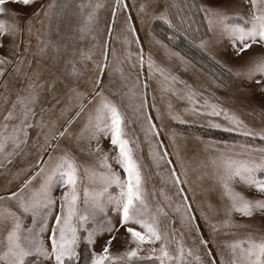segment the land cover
I'll use <instances>...</instances> for the list:
<instances>
[{"label":"rangeland","instance_id":"1","mask_svg":"<svg viewBox=\"0 0 264 264\" xmlns=\"http://www.w3.org/2000/svg\"><path fill=\"white\" fill-rule=\"evenodd\" d=\"M55 2L67 5L58 10L60 15L52 23L51 38L57 43L63 41L69 44L67 51L61 49L59 60L54 59L56 54L51 49L46 55H32L37 52L38 45L43 47L41 41L48 39V21L43 13L48 10V5L53 3V0H35L34 4L27 7L11 2L6 5L10 11L15 10L19 15L21 27L25 26L27 19L32 18L33 34L29 37L25 32L22 38H17L20 52H23L25 43L30 42L31 49L26 54L25 63L19 74L14 71L17 57L9 56L11 37L2 38L5 47L0 48V56H7L13 60V63L4 66L5 73L0 77V126L5 123L3 117L17 96L28 95L29 77L35 78L33 76L35 72L40 73L39 79L36 80L37 85L43 83L44 88L39 90V100L34 106L35 118L29 120L34 126L28 129L27 144H22L20 148L15 149L12 156L6 158V153L13 151V146L9 143L6 152L0 154V196H7L11 192L18 191L25 181L46 166L49 155L55 157L65 150L71 152L78 161L92 164L98 171H105L99 167L98 155H86L79 151L76 137L82 132L84 137L90 135V131L85 129L89 114L94 107L89 104L94 97L92 84L89 81H95L100 76L96 64L107 63L108 66L100 77L101 87L105 97L115 103L126 118L125 131L127 138L133 141L131 147L135 150L136 158L141 164L149 207L155 211L159 206L167 213L166 216L160 217V228L175 237L170 248L175 249L176 241L182 240L185 248L193 251V256H186L188 264H211L212 260H215V264H220L221 253L224 254L225 259L228 257V252L224 249L226 242L245 238L249 232L254 233L253 239L257 241L261 239L264 235V216L259 213L252 218L233 213L234 222L251 227L222 228L214 234L210 233L202 213L208 216L212 223H219L225 219L226 201L221 198V190L214 178L216 169L212 163L213 160H218L221 152L233 154L242 151L240 145L264 148V139H261L259 135L245 137L238 131H224L223 127L229 125L222 115L220 117L194 116L185 112V109L191 108L192 105L186 99L180 98V95L187 90L186 85L190 86L198 94L199 104L196 107L199 108L207 99L209 103L217 104L238 116L253 132H264V86H262L264 76L255 75L252 79H247V72L252 66L253 58L264 54V43L255 44L248 51L237 55L236 49L226 35L221 34L219 27L209 31L206 13L201 10L202 7L226 10L231 17L228 23L244 25V21L252 12L250 0H167L169 4L174 2L178 5V7H169V18L174 28H169L163 21L153 18L155 5L152 0H123V4L127 5L126 8L117 7L116 0H55ZM164 2L165 0H161L160 8L156 9L157 12L162 10ZM81 3L92 6L102 5L96 10L91 32L86 34L81 33L79 28L83 26L87 12L92 11V8H87L82 13L79 8ZM142 5H147L143 12L140 11ZM113 10L116 12L114 23ZM36 11H40V15L32 16ZM128 17H131L130 21ZM0 19L8 20L9 23L13 21L10 15H0ZM40 21L44 23L41 24ZM128 22L135 28V34L128 31ZM245 26L250 27V25ZM164 27L169 28L171 33L164 35L161 32ZM38 36L40 40H37ZM137 37L139 44L136 42ZM201 41H207L206 48L198 47ZM162 45H166L167 48ZM105 46L107 61L103 55ZM239 46L237 44V47ZM140 49L143 50V67L140 66L137 55ZM72 52H75V56L71 55ZM81 52L91 55L92 58L81 60ZM170 52H178L184 59L171 56L168 54ZM149 54L154 62L151 73L148 68ZM68 58L75 59L78 62L77 67L83 72L78 82L73 81L78 90L86 94L83 103L87 107L79 116L76 115L80 111L76 102L73 101L72 105H69V80L62 76L64 60ZM29 62L31 67L28 66ZM157 68H164L167 75L176 77V83L172 87L178 94L163 91V77L156 70ZM54 76L61 77L62 82H57L55 88L49 89L46 82L51 81ZM256 80H260L262 84H257ZM142 100L147 101V106L142 111L152 117L158 136L145 137L143 129L147 127V123L143 115L136 111ZM62 109H64L63 113ZM156 109H159V113ZM170 112L172 115H179L186 123L181 124L173 120ZM16 115H20L19 105ZM209 120L220 123L222 128L210 127ZM42 121L46 125L43 128L39 126ZM69 121H72L70 125ZM18 122V119L7 122L10 125L9 132L11 125ZM65 128H68V133L62 138L59 137L58 133ZM46 133L57 135L58 138L51 141L54 148L57 144L59 145L55 151L53 148H48L44 152L37 150L38 145L44 143ZM99 143L103 152L109 154V163L113 170L119 173L122 179H126L123 169L111 159L116 154V150L110 143V136L101 134ZM86 144V139L81 141V146ZM92 146H96L95 140L92 141ZM153 151L161 154L167 152L165 159L170 160L171 163L160 161L157 167L150 155ZM254 155L259 156L260 153L256 152ZM8 159L12 162L8 163ZM173 169L181 181L179 185L172 178ZM41 179L42 177H37L33 180V185H38ZM257 179L264 180V173H258ZM86 186L88 182L84 180L81 184V194ZM179 188L183 189L182 195L178 193ZM235 188L247 198H264V194L258 192L255 187L246 186L239 181L236 182ZM65 190L58 181L53 185L52 195L56 199V204L44 221L43 229L39 227V222L33 225L30 216L22 217V223L26 229H32L42 238L49 251L50 235L55 228V216L60 213L59 197ZM109 192L117 196L119 188L113 185L109 188ZM182 196L187 197L191 215L196 217L194 223L200 227L199 234L195 230L189 231L181 223L182 214L185 211L183 207L185 201ZM178 205L181 207L180 211H176ZM80 207L83 208L84 205L81 204ZM0 208H8L20 215L15 201L0 202ZM98 226H100L99 230ZM127 227L143 231L139 225L135 224L122 226L120 213L113 205H107L103 213L97 214L94 220H89L83 228H80V243L77 248L79 257L73 261V264H91V254L101 253L113 236L115 239L110 245V253L113 256L135 247L130 242L131 237L126 230ZM88 232L95 233L92 244L87 242ZM5 234L3 230H0V241L4 239ZM201 236L209 242L207 249L200 244ZM150 247L152 246L144 245L141 255H149ZM155 247L158 248L159 244ZM2 250L0 246V251ZM208 250L211 251V256L207 255ZM197 255L200 256V261L195 259ZM30 260L32 264H36V260L40 258H30ZM40 264H53V262L41 260ZM124 264H153V261H125Z\"/></svg>","mask_w":264,"mask_h":264},{"label":"snow or ice","instance_id":"2","mask_svg":"<svg viewBox=\"0 0 264 264\" xmlns=\"http://www.w3.org/2000/svg\"><path fill=\"white\" fill-rule=\"evenodd\" d=\"M10 2L27 7L34 4L35 0H0V15H10L13 17L11 23L8 20L0 19V48L5 47L2 38L5 36L11 37L9 56L17 57L14 71L19 74L25 63L26 54L31 49L30 42L25 43L23 52H20V44L17 43V38H22L25 32L30 37L33 34V23L30 17L27 19L25 26L21 27L19 15L15 10L10 11L6 7ZM152 2L155 5V8H153V18L163 21L169 28H174L175 26L169 18V7H178V5L174 2L169 4L165 0L162 10L157 12L156 9L161 6V0H152ZM250 3L252 12L248 19L244 21V25L228 23L231 17L226 10L203 7L201 9L206 13L209 31H212L214 27H219L221 34L226 35L233 48L236 49L237 55L248 51L255 44L264 43V0H250ZM66 6L64 4H57L53 0V3L48 5V10L44 11V17L48 21V39L41 41L43 47L38 45L37 52L32 53L33 56L46 55L49 49H51L56 54L54 59L59 60L61 58L59 56L61 49L68 50V43L63 41L57 43L51 38L53 20L59 17L60 12L58 10ZM116 6L127 7V5L123 4V0H116ZM100 7H102L101 4L92 6L91 4L81 3L79 5L82 13L85 9L92 8V11L87 12L83 26L79 28L81 33L86 34L91 32V26L96 18V10ZM146 8L147 5H142L140 11L143 12ZM39 15L40 11L32 14V16ZM115 16L116 12L113 10V23L115 22ZM130 20L131 17H128V21ZM40 23L43 24L44 21H40ZM245 25H250V27H246ZM127 29L135 34V28L130 22L127 23ZM169 39H172V37H169ZM37 40H40L39 36ZM136 42L139 44L138 37L136 38ZM157 43L162 42L157 41ZM237 44L240 46L237 47ZM162 46L167 48L166 45ZM198 47L202 49L206 48L207 41H201ZM168 54L177 56L181 60L184 59L178 52H170ZM71 55L75 56V52H72ZM103 55L105 61H107L106 46ZM113 55L115 56V51H113ZM137 55L140 60V66L143 67V50L140 49ZM91 58V55L81 52V60H90ZM11 63H13L12 59H9L7 56H0V77L5 73L4 66ZM77 63L75 59H65L62 76L69 80V105H72L73 101L76 102L80 108V111L76 115L79 116L87 105L83 103L86 94L79 91L76 84L73 83V81L78 82L83 75V72L77 67ZM251 64L252 66L247 72V79H252L255 75L264 76V54L253 58ZM28 66L31 67V62H29ZM107 66V63L96 64V69L100 76L95 81H89L92 84L94 92L93 100H90L89 104L94 107L93 111L89 114L85 129L90 131V135L84 137L82 132L80 136L76 137V145L79 151L86 155H98L99 167L105 169V171H98L94 165L78 161L71 152L65 150L55 157L49 155L46 166L41 168L31 179L25 181L18 191L11 192L7 196H0V202L15 201L20 212V215H17L16 212L8 208H0V230L6 233L4 239L0 241V246L3 248L0 251V264H32L30 258H40V260H36V264H40L41 260L51 261L53 264H73V261L79 257L77 248L80 243V228H83L89 220H94L97 214L103 213L107 205H113L116 211L120 213V224L122 226L135 224L139 225L143 231L127 227L126 230L131 237L130 242L135 247L113 256L110 253V245L112 240L115 239L113 236L109 239L107 246L103 248L101 253L93 252L91 254V264H124L125 261L133 262L138 260H150L153 261V264L157 261L159 264H188L186 256H193L192 249H186L182 240L176 241L175 249L170 248L172 240L175 237L167 231H162L160 228V217L166 216L167 213L159 206L156 207L155 211L149 207L146 200L145 178L141 170V164L136 158L135 150L131 147L133 141L127 138L125 131L126 118L119 107L105 97L104 90L101 87L102 81L100 77H102L104 69ZM148 68L150 73L154 68L151 54H149L148 58ZM156 70L163 77V91H171L173 94H178L175 88L172 87L176 83V77L167 75L164 68H157ZM237 75H241V73H237ZM33 76L35 78L29 77L28 95L17 96L11 108L3 117L5 123L0 126V154L6 152L9 143L13 146V151L7 152L6 158L12 156L15 153V149L20 148L22 144H27L28 129L34 126L29 120L30 118H35L34 106L39 100V90H43L44 84L37 85L36 83V80L40 77L39 72H35ZM57 82H62L61 77L54 76L51 81H47L46 83H48L49 89H52L55 88ZM256 83L262 84L260 80H256ZM145 88H147V84H145ZM96 89L100 90L97 91ZM186 89L180 95V98L186 99L192 107L185 109V112H189L194 116L220 117L222 115L229 125L223 127L224 131H238L245 137L259 135L261 139H264V132H253L244 125V122L238 116L229 113L217 104L209 103L207 99L204 100V103L199 108L196 107L199 104V100H197L198 94L190 86L186 85ZM97 98L99 99L97 100ZM5 102H7V98H5ZM18 105L20 108L19 116L16 115ZM146 106L147 101L142 100V103L136 109L138 113L143 115L147 123V127L143 129L145 137L158 136L159 133L156 130V125L152 123V117L142 111ZM153 107H155V104H153ZM169 108H171V105H169ZM63 111L64 109H62V113ZM156 111L159 113V109H156ZM169 114L173 120L181 124L186 123L179 115H172L171 112ZM17 119L19 122L12 124L11 131L9 132L10 125L7 122ZM71 123L72 121H69V125ZM208 123L212 128H222L220 123L211 120ZM39 126L43 128L46 125L42 121ZM67 133L68 128H65L64 131L58 133V136L62 138ZM101 134L110 136V143L116 150V154L111 159L123 169L126 179H122L120 174L115 172L109 163V154L103 152L99 143ZM57 138L56 134L49 135L46 133L44 143L38 145L37 150L44 152L48 148H53V151H55V148H58L59 145L57 144L54 148L51 141ZM85 139L87 140V144L81 146V141ZM93 140L96 141L95 147L92 146ZM136 147L137 149L139 148L138 143ZM240 147L242 151L233 154L221 152L218 160H213L212 162L216 169L214 178L221 190V198L226 201L224 205L225 219L223 221L212 223L208 216L202 213L206 226L209 228L210 233L213 234L219 232L222 228L251 227L250 225L234 222L232 220L233 213H239L242 217L247 218H252L257 213L264 216V198H247L235 188L236 182L239 181L246 186L255 187L258 192L264 194V180L257 179L258 173H264V148H250L247 145H240ZM256 152H259L260 155H254ZM150 155L153 157L157 167L160 161H165L168 164L171 163L170 160L165 159L167 152L161 154L153 151ZM177 159H179V156H177ZM11 162V159H8V163ZM37 177H42V179L38 185H33V180ZM172 178L177 185L181 183L174 169L172 170ZM84 180H87L88 186L83 188L81 194V184ZM57 181L66 190L59 197L60 213L55 216V228L50 235L51 245L49 251L42 238L32 229H26L22 223V217L30 216L32 224L36 225L39 222V227L43 229L44 221L56 204L52 191L53 185ZM95 185H98V187H94ZM113 185L119 188L117 196H113L109 192V188ZM178 193L182 195L183 189L179 188ZM182 198L185 201L183 205L185 211L182 214L181 223L189 231L195 230L199 234L200 227L194 223L196 217L191 215V208L187 204V197L182 196ZM81 204L84 205L83 208L80 207ZM180 210L181 207L178 205L176 211ZM94 235V232H88L86 239L89 244L94 243ZM253 235L254 233L249 232L245 238L226 242L224 249L227 250L228 257L225 259L224 254L221 253L220 264H264V235L258 241L253 239ZM208 243L201 236L200 244L204 245L205 249H207ZM157 244H159L158 248L155 247ZM144 245L152 246L148 249L149 255L147 256L141 255L144 251ZM207 255H212L210 250L207 251ZM195 259L200 261L201 258L197 255ZM211 264H215V260H212Z\"/></svg>","mask_w":264,"mask_h":264},{"label":"trees","instance_id":"3","mask_svg":"<svg viewBox=\"0 0 264 264\" xmlns=\"http://www.w3.org/2000/svg\"><path fill=\"white\" fill-rule=\"evenodd\" d=\"M162 33H164V35H168L171 33L170 29L167 28V27H164L162 30H161Z\"/></svg>","mask_w":264,"mask_h":264}]
</instances>
